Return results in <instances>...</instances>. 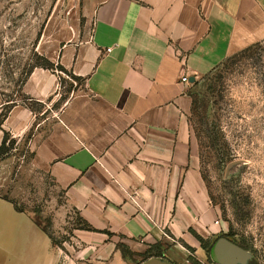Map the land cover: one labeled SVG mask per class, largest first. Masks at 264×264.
I'll use <instances>...</instances> for the list:
<instances>
[{"label":"crops","instance_id":"0c3cea01","mask_svg":"<svg viewBox=\"0 0 264 264\" xmlns=\"http://www.w3.org/2000/svg\"><path fill=\"white\" fill-rule=\"evenodd\" d=\"M77 11L79 23L52 61L82 84L65 93L60 73L33 68L21 87L27 100L0 128V147L5 133L30 137L32 165L94 229L73 230L71 260L249 264L209 200L189 124L190 80L264 41V0H81ZM5 106L0 97V118ZM0 208L9 210L0 219L40 235L58 264L60 253L30 215L2 197ZM192 231L211 242L209 253ZM152 247L162 256L146 257Z\"/></svg>","mask_w":264,"mask_h":264},{"label":"rangeland","instance_id":"374dc122","mask_svg":"<svg viewBox=\"0 0 264 264\" xmlns=\"http://www.w3.org/2000/svg\"><path fill=\"white\" fill-rule=\"evenodd\" d=\"M80 1L0 0L3 113L25 101L21 87L33 67L44 59L57 65L52 59L79 23ZM57 72L65 93L82 84L71 73ZM190 94L189 124L210 203L219 211L229 241L249 253V264H264V41L197 76ZM66 96L62 94L60 104ZM29 139L14 140L10 150L0 154V197L30 215L52 238L46 236L45 241L50 239L60 253L58 264H85L71 260L78 249L73 230L81 229L84 220L66 206L63 192L50 178L32 165ZM0 213L9 210L0 208ZM0 234V264H52V251L41 236L15 219H0ZM204 242L209 253L211 242Z\"/></svg>","mask_w":264,"mask_h":264},{"label":"trees","instance_id":"16d2710c","mask_svg":"<svg viewBox=\"0 0 264 264\" xmlns=\"http://www.w3.org/2000/svg\"><path fill=\"white\" fill-rule=\"evenodd\" d=\"M35 67H41V68H44V69L53 70V71H59V72H62V73L69 74V72L64 67H62L60 64L55 65V64L51 63L50 61H48L46 59L43 60V63L41 65H37ZM35 67H33V68H35ZM32 69L27 73L26 78L29 76V74L31 73ZM70 75H72V74H70ZM72 77H74L76 80L80 81L79 78H77V77H75L73 75H72ZM26 78H25V80H26ZM60 82H61V84L63 83V79L62 78L60 79ZM24 99L26 101L27 100V97H24ZM14 105L15 104H12L11 106H9L8 109L6 110V112L1 115V118H0V128H1V124H2L3 120L7 116V113L9 112V110ZM8 142H9L10 146L7 145ZM14 144H15V141L11 138V136L9 134L5 133L4 134V139H3L2 145L0 147V154L7 153ZM6 200H8V199H6ZM11 203L14 205L16 211H18L20 213H24L23 211H20L13 202H11ZM81 229L88 230V231H94V229H92L85 221H84V226L81 227ZM192 234H194V236L200 241V243L202 244V246H203L204 249L208 248V246L205 244L204 240L200 236H198L194 231H192ZM48 237L52 240V238L50 236H48ZM186 248H188L190 251H192V249L190 247H187L186 246ZM156 249H158V248L157 247H152L148 251V254L146 255V257H149V256H162L161 255V252H156ZM191 262L193 264H200L197 261H195L194 259H192Z\"/></svg>","mask_w":264,"mask_h":264},{"label":"water","instance_id":"95a60500","mask_svg":"<svg viewBox=\"0 0 264 264\" xmlns=\"http://www.w3.org/2000/svg\"><path fill=\"white\" fill-rule=\"evenodd\" d=\"M190 81H191V83H194V82H195V78L192 77ZM222 246H223V241H219V242H217L216 245H215L214 248H213L212 254H215V255H216L217 251H219L220 248H221ZM240 249H241V248H240ZM242 250H243V249H242ZM244 251H245V250H244Z\"/></svg>","mask_w":264,"mask_h":264},{"label":"built area","instance_id":"2783aa9c","mask_svg":"<svg viewBox=\"0 0 264 264\" xmlns=\"http://www.w3.org/2000/svg\"><path fill=\"white\" fill-rule=\"evenodd\" d=\"M109 51V50H108ZM181 81H182V83H189V77H188V75H184L182 78H181Z\"/></svg>","mask_w":264,"mask_h":264}]
</instances>
